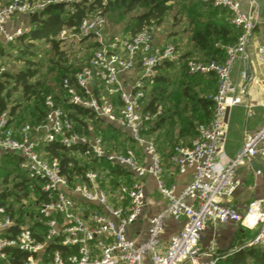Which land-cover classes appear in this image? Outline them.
<instances>
[{
	"label": "built area",
	"instance_id": "obj_1",
	"mask_svg": "<svg viewBox=\"0 0 264 264\" xmlns=\"http://www.w3.org/2000/svg\"><path fill=\"white\" fill-rule=\"evenodd\" d=\"M75 1L0 0V40L7 44L27 34L31 28L29 15L47 4ZM201 1L228 10L230 22L240 33L233 43L221 46L222 61L196 55H189L186 60L189 74H214L216 78V89L209 95L213 101L210 120L197 125L189 146L175 145L167 155L178 173L191 170L189 182L180 188L174 182H166L160 153L153 141L140 133L141 127L159 113V107L155 113L142 108L145 83L153 76L156 65L174 58L175 46L155 44L152 28H143L122 39L107 38L103 33L104 16H86L76 31L62 28L58 32L63 40L77 42L92 34L97 42L87 65L76 70L72 79L62 78L64 101L87 108L96 118L127 130L149 162H141L130 147L109 148L100 136L75 130L71 117L50 94L44 98V117L36 123H24L14 129L7 113L1 112L0 150L18 155L20 168L38 184L44 199L36 209L44 229L38 232L40 238L28 225L11 234L8 228L15 224L14 218L0 202V261L6 260V248L16 247L27 254L21 264H216L234 250L264 246V196L251 199L243 212L224 202L241 184L237 166L258 157L264 170V123L257 131L244 135L242 146L232 158H227L223 150L226 113L242 101L231 72L238 58L247 60L250 41L258 62L264 66V43L252 39L253 30L262 21L254 12L243 11L237 0ZM13 16H21L25 22L9 28L6 22ZM136 64L140 68L138 76L129 83L121 81L120 75L131 72ZM53 141L66 147L84 146L91 157L128 171L131 182L120 184L117 192L111 194L118 198L116 203L99 185V170L87 168L80 177L68 179L56 157H41L37 147ZM146 175L154 178L156 190L166 205L150 217L146 237L137 242L127 235V228L145 206L141 178ZM122 198L127 199L126 205ZM169 217L182 224L162 248L160 235L164 220ZM226 222H239L253 233L243 244L221 253L213 245L203 249L199 239L206 226Z\"/></svg>",
	"mask_w": 264,
	"mask_h": 264
},
{
	"label": "trees",
	"instance_id": "obj_2",
	"mask_svg": "<svg viewBox=\"0 0 264 264\" xmlns=\"http://www.w3.org/2000/svg\"><path fill=\"white\" fill-rule=\"evenodd\" d=\"M179 6L189 14V23L194 26L191 40L203 51L204 59L222 61L224 50L221 46L233 43L240 29L230 22L228 10L201 0H77L71 4L52 2L31 13V28L27 34L20 35L7 44L0 40V58L12 55L7 50L10 49L16 51V59L22 63L12 72L3 71L0 74V113H7L8 122L14 129L24 123H36L44 117V98L50 94L71 117L74 129L78 132L100 136L104 145L109 148L135 149L134 140L120 129L96 118L89 109L64 101L62 78L72 79L73 73L88 63L87 60L83 65V59H78L79 56L75 54L76 50L83 48L93 51L97 42L92 34H88L78 40L74 48L70 42L59 38L58 32L62 28L76 31L82 18L100 13L105 19L112 18L115 23H121L123 32L129 37L143 28L161 25L167 14ZM88 37L92 38L91 41L87 40ZM113 37L115 35L110 34L109 38ZM188 56V53H183L177 59L164 60L156 65L153 76L144 86L143 110L155 113L159 107V113L152 122L141 127L140 133L146 139L152 138L163 160L167 159V153L163 155L158 149L157 141L161 137L168 140L172 149L175 145H182L179 143L181 137H194L197 125L206 123L211 118L213 101L209 95L216 89V78L214 74H189L186 70ZM71 59L74 62L77 60L80 65L74 66ZM175 62H178L177 65ZM50 73L55 74L58 85L50 86L46 82L45 77ZM188 108L189 113L179 120L177 135L166 131L167 127L174 126L175 115L184 113ZM37 151L45 159L56 157L68 179L80 177L87 168L99 170L102 174L99 185L107 191L110 198L112 193L117 192L120 184H129L132 179L125 169L104 159L91 157L84 146L66 147L53 141L41 144ZM19 161L18 155L3 153L2 164L0 163V202L14 218L15 224L8 228L11 234L16 233L21 226L28 225L40 238L38 232L44 226L36 206L44 199V195L38 184L20 168ZM112 200L116 203L118 198ZM121 201L124 205L127 204L126 198ZM5 251L6 260L0 261V264H21L27 255L16 247L6 248ZM218 263L264 264V246H247L234 250L220 258L216 264Z\"/></svg>",
	"mask_w": 264,
	"mask_h": 264
},
{
	"label": "crops",
	"instance_id": "obj_3",
	"mask_svg": "<svg viewBox=\"0 0 264 264\" xmlns=\"http://www.w3.org/2000/svg\"><path fill=\"white\" fill-rule=\"evenodd\" d=\"M237 1H239L242 10L248 13H250L251 4H254L253 12L262 23L257 25L253 30L252 39H259L264 43V0H252V3L250 0ZM22 22H25L23 17L13 16L6 23L9 28H12ZM184 33L176 34L179 38L177 40L179 47L175 50H185L184 53H188V55H196L204 59L203 51L195 46L191 40L190 31ZM175 36L166 34L160 42L159 40L154 39V43L158 45L167 44L170 43L169 40L173 38L175 39ZM246 54H248L247 61L251 71L249 80L243 84L245 61L243 58H238L236 60L231 72L232 79L238 87L242 101L241 103L232 106L226 113L227 129L223 150L227 158H232L242 146L245 134H251L257 131L264 123V105H262V99L264 96V66H262L257 60L253 41L248 43ZM178 56L174 55L173 59H177ZM177 63L175 62L176 65ZM139 71V65L136 64L131 72L120 75V79L125 83H129L138 76ZM110 124L115 128L120 129L125 135L129 136L127 130L121 129L113 123ZM175 134L177 135V132ZM190 140V137H181L179 143H182V146H189ZM157 143L158 149L163 155L169 153L171 148L167 139L165 141L161 137ZM134 150L141 162L145 164L149 162L148 157L145 155L141 147L135 144ZM3 153L4 152L0 150V160ZM161 157L163 159L162 155ZM236 174L241 178V184L230 196L224 198V202L243 212L246 204L251 199L264 196V170L261 160L258 157L245 160L243 164L237 166ZM190 178L191 170H188L184 174H180L167 159L163 160V179L166 182H174L178 188H180L188 183ZM141 181L146 203L137 220L127 228V235L137 242L142 241L146 237V230L150 217L166 205L165 199L156 190L155 181L152 176L146 175L141 178ZM181 224V221L175 220L171 217L164 220V229L160 235L162 248L168 242L169 238L178 232L181 228ZM252 233L253 231L251 229L244 227L239 222L209 223L201 232L199 245L203 249H207L210 245H213L215 251L221 253L232 248L230 243L234 238H250Z\"/></svg>",
	"mask_w": 264,
	"mask_h": 264
},
{
	"label": "rangeland",
	"instance_id": "obj_4",
	"mask_svg": "<svg viewBox=\"0 0 264 264\" xmlns=\"http://www.w3.org/2000/svg\"><path fill=\"white\" fill-rule=\"evenodd\" d=\"M188 15L189 14L184 12V10H182L180 6L173 8L167 14L164 22L161 25L156 26V27H152L153 38L155 40L156 39L159 40V42H160L161 39H163L166 34H168L170 36H175L176 34L178 35L179 33H184L186 31H190V35H192V31L194 29V26L191 23H189V19L187 18ZM103 33L108 38L110 37V34H113V35H115L121 39L125 38L127 36L126 33L123 32V30H122L121 23H115L112 18H106V23H105ZM177 35L175 36V39L173 38V39L169 40L170 43L172 42V44L175 46V49L179 47V45L177 43L178 42L177 40L179 38L177 37ZM184 35H185V33H184ZM91 39L92 38H90V37L87 38V40H89V41H91ZM67 42H70L74 48L77 46L76 42H72V41H67ZM86 42H88V41H86ZM5 48H8V46H5ZM7 50H9L12 53V55H7V56H3L0 58V74L3 71L12 72L13 70L19 68L22 65V63L16 59V51H14V50L12 51L10 49H7ZM184 51L185 50L178 49L175 51V55L176 56L181 55L182 53H184ZM91 53H92V51L83 50V48H81L79 50L77 49L75 52L76 56H79L78 59H80V60L83 59L82 60V63L84 62L83 65H85L86 61L90 58ZM82 54H86V55L81 56ZM38 56H40V55H38ZM246 56H248V54H246ZM70 62L73 63L74 66L80 65V62H78L77 60L74 62L73 59H71ZM45 80L50 86H53L56 84L58 85L57 78H56L55 74H53V73L48 74L45 77ZM55 88H57V87L55 86ZM56 92H58V91H56ZM189 110L190 109L188 108V109H185L184 113H182V114H176V115L174 114L175 115L174 120H173L174 126L169 127V128L167 127L168 130H166V131H168L170 133H176L179 126H180V121H181L182 117H184L186 114H188ZM166 131L164 130V132H166ZM0 163L2 164L1 160H0ZM9 184L11 185V180L9 181ZM0 186H1V184H0ZM247 236H249V235H247ZM247 239L248 238H234L231 241L230 245H232V247L233 246H239V245L243 244ZM218 261H219V259L217 260V262Z\"/></svg>",
	"mask_w": 264,
	"mask_h": 264
},
{
	"label": "water",
	"instance_id": "obj_5",
	"mask_svg": "<svg viewBox=\"0 0 264 264\" xmlns=\"http://www.w3.org/2000/svg\"><path fill=\"white\" fill-rule=\"evenodd\" d=\"M250 1L252 3V0H250ZM253 10H254V4L252 3L251 7H250V13H252ZM250 75H251L250 66H249L248 61L245 60L244 61V82H243V84H245L249 80Z\"/></svg>",
	"mask_w": 264,
	"mask_h": 264
}]
</instances>
